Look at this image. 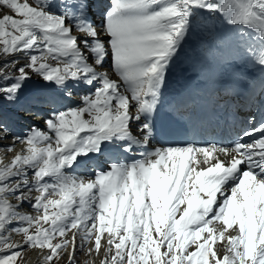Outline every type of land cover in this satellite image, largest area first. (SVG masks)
I'll return each instance as SVG.
<instances>
[{"label":"snow or ice","instance_id":"6c2138e0","mask_svg":"<svg viewBox=\"0 0 264 264\" xmlns=\"http://www.w3.org/2000/svg\"><path fill=\"white\" fill-rule=\"evenodd\" d=\"M44 2L0 0V97L16 103L33 77L98 86L82 106L44 120L47 131L10 136L0 120V141H11L0 152L13 154L0 157V264H20L26 249L39 264H77L78 251L102 252L100 264H264V120L250 117L230 147L155 145L94 177L64 172L103 142L148 143L143 117L154 111L190 7L218 11L264 40V0H111L102 32L66 25ZM108 57L110 70L100 71ZM256 63L264 66V53ZM225 239L221 253L213 245Z\"/></svg>","mask_w":264,"mask_h":264},{"label":"bare ground","instance_id":"6f19581e","mask_svg":"<svg viewBox=\"0 0 264 264\" xmlns=\"http://www.w3.org/2000/svg\"><path fill=\"white\" fill-rule=\"evenodd\" d=\"M61 1L63 3L62 6L64 11L66 12L67 15H70L74 9L71 6V0H61ZM54 6H56V4ZM57 10L59 9L57 8ZM95 25L97 26V24ZM98 25L103 27L104 23L101 22ZM88 28L97 30L96 27L90 28L89 26ZM98 32H102V31H98ZM256 35L258 36L257 33ZM17 58L20 59L22 62L24 59H26V57L23 54H19ZM87 62L91 64L88 55H87ZM34 80L35 82H38L37 84H35V86H33L31 83L24 82V87L30 89L31 93L25 96L19 94L16 103L13 104L14 107L12 110L10 111L8 110V112L6 113H2V111H0L1 112L0 114L4 116L7 115V118L5 119L0 118V120H2L5 126L9 129L10 136L23 137L26 134V132L31 130L32 126L33 128L47 131L46 125L43 123L44 120L49 119L54 114L59 113L61 111H66L69 109L76 108L77 106H82L81 97L90 94L89 90L87 89L86 83H84L82 80L68 81L63 87H61L64 88L63 90H58L57 86L54 83H45L42 79H40V82L39 80L37 81V79ZM7 83H10V81L5 82V84ZM37 94H40L41 96L39 99L33 97L34 95ZM219 99L220 98L218 97L216 99V102L218 105H221ZM27 100H30L31 102H29L27 105H24V111H19V108L22 106L23 102H26ZM34 106H35V111L40 112V115H43V118H34L35 114L34 112L31 111V108H33ZM27 107H29V109H27ZM27 112H31L32 115H28ZM22 126H26L25 128L27 129V131L22 132L21 131ZM131 127L132 130L136 128L135 126H131ZM10 143H11L10 140L0 141V147L7 146ZM22 147H23L22 145H17L16 151L17 152L21 151ZM12 156H13L12 153L6 154L0 152V157L3 158L5 163L9 162L12 159ZM112 164H121V163L117 158V154L113 150L107 148L105 151H101V152L98 151L96 153H88L87 155L78 156L74 161L73 165L69 168L64 169V172L66 174L79 178L94 177L97 171L105 172L108 170L109 165ZM29 175H31V173H29ZM32 195L33 197H35L37 193L34 192L32 193ZM183 207H185V205L181 206V208ZM21 211L28 212L34 215L31 206L29 204L21 205ZM229 231H231V229ZM15 239L19 241L20 237L15 236ZM77 242L79 243V241ZM226 244H227L226 239L218 240L213 246L214 248L218 249L221 253H223ZM79 253L80 252L78 251L76 258L78 259L79 264H82V260L86 255L83 253L81 254ZM102 256L103 255L101 252V255L97 257L100 258ZM89 258H94V255L93 257H89ZM39 261H40V257L38 256L36 251H33L30 254L26 264H39Z\"/></svg>","mask_w":264,"mask_h":264},{"label":"rangeland","instance_id":"374dc122","mask_svg":"<svg viewBox=\"0 0 264 264\" xmlns=\"http://www.w3.org/2000/svg\"><path fill=\"white\" fill-rule=\"evenodd\" d=\"M166 2H175V0H166ZM57 3L60 5V6H62V1L61 0H57ZM51 6V7H50ZM52 1L51 0H45V2H44V4H43V9H44V11H46V12H48V13H51V14H53V15H56V16H58L57 14H54V11L52 12ZM157 6H159L158 7V10H159V8L160 7H163L164 5L163 4H161V5H157ZM205 9V8H204ZM50 10V11H49ZM206 10V9H205ZM195 11L196 12H198L199 14H200V11H199V7H190L189 9H188V17H187V21L189 20V19H192L191 17L192 16H194L195 17V19H193L194 21H198L197 20V18H196V16H195ZM206 11H208V10H206ZM202 13V12H201ZM205 26H203L202 28H200V30H201V35H202V37H203V40L205 41V39L206 40H208V39H210L211 37H212V31H211V27L207 24H204ZM244 31H237V32H235L233 35H232V37H231V40L227 43V45H228V47H230L231 45L230 44H232V43H234V42H236V41H238L239 40V36L243 33ZM258 47H259V44H261L262 46L261 47H259V49H260V55H261V53H264V45L262 44V43H255ZM231 48H234V49H237V50H239L241 53H244L246 56H244V57H248V56H251V54L252 53H254L253 51H252V49H250L249 51H247V52H244V51H242V50H240V48L238 47V44L237 43H235V45H233V47L231 46L230 47V49ZM35 79H37V81L39 80V82H40V79H39V77H35ZM10 83H11V81H10ZM38 83V82H37ZM61 88V87H60ZM59 87H57V89L58 90H63V89H60ZM26 91V89L24 88V86L22 85V87H21V90H20V92H19V94L20 93H24ZM3 98L2 97H0V110H3V111H7L8 112V110L10 111V110H12L13 109V107H14V105L13 104H10V103H8L7 101H5V100H2ZM10 108V109H9ZM47 179V178H46ZM27 207V206H26ZM14 240H16L15 239V236H14ZM19 240H21V237H20V239ZM34 250H25V252H24V256H23V259L20 261V264H26L27 263V260H28V258H29V256H30V254L33 252ZM79 254H81V253H79ZM100 256V255H99ZM103 258V256L102 257H100V258H98L95 254H94V258H89V257H87V256H85L84 258H83V260H82V264H93V261H94V264H100V261H101V259ZM76 261H77V264H79V261H78V259L76 258ZM60 264H67V260H62L61 262H60Z\"/></svg>","mask_w":264,"mask_h":264}]
</instances>
